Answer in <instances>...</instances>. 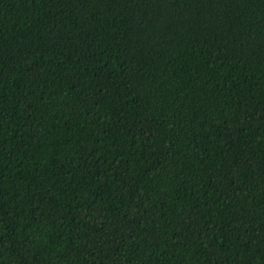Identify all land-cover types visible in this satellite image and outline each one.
I'll return each instance as SVG.
<instances>
[{
	"label": "trees",
	"instance_id": "trees-1",
	"mask_svg": "<svg viewBox=\"0 0 264 264\" xmlns=\"http://www.w3.org/2000/svg\"><path fill=\"white\" fill-rule=\"evenodd\" d=\"M0 264H264V0H0Z\"/></svg>",
	"mask_w": 264,
	"mask_h": 264
}]
</instances>
